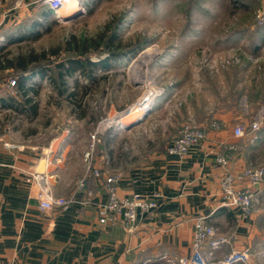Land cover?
Returning <instances> with one entry per match:
<instances>
[{
    "label": "rangeland",
    "instance_id": "obj_1",
    "mask_svg": "<svg viewBox=\"0 0 264 264\" xmlns=\"http://www.w3.org/2000/svg\"><path fill=\"white\" fill-rule=\"evenodd\" d=\"M75 4L71 10L63 5L54 11L44 0H0V59L5 65L19 58L37 59L28 63L21 78L25 89H34L32 101L22 99V111L36 104L34 122L21 113L24 129L34 127L41 138H71L73 155L84 150L86 139L89 142L100 126L93 159L107 154L112 168L119 157L129 160L145 147L137 145L136 138L152 136L157 142L161 131L171 143L187 122L206 126L207 136L209 129H222L213 115L221 108L235 106L232 127L248 124L264 109V0ZM144 49L146 54L131 68ZM76 60L82 68L71 65ZM8 68L7 82L21 72ZM14 87H2L1 94ZM70 92L74 96L69 97ZM170 97L172 102L163 103ZM161 105L166 111L158 113ZM140 107L146 114L133 121ZM213 122L220 128L212 127ZM48 124L50 130H44ZM260 128L264 134V120ZM262 150L252 159L253 166L264 167V145ZM75 161L73 168L79 165L75 167ZM261 202V233L253 238L258 246L244 242L236 248L252 251L251 264H264V197Z\"/></svg>",
    "mask_w": 264,
    "mask_h": 264
},
{
    "label": "crops",
    "instance_id": "obj_2",
    "mask_svg": "<svg viewBox=\"0 0 264 264\" xmlns=\"http://www.w3.org/2000/svg\"><path fill=\"white\" fill-rule=\"evenodd\" d=\"M12 66L0 59V83L7 81L5 76ZM23 94L22 89L14 87L0 95V264H171L167 257L191 253L193 222L198 215H206L217 234L231 238L216 252L217 256L245 243L258 246L253 238L261 233L257 226L264 186L255 187L260 200L255 202L249 218L240 219L236 210L220 204L219 181L225 168L215 157L230 151L228 168L238 171L253 166L252 159H258L264 145L263 130H258L253 139L232 134L230 124L236 119L235 106L213 114L222 123V129H209L206 139L184 158L166 153L169 138L159 131L157 142L152 136L140 137L143 142L134 139L137 145L145 147L134 152L132 160L119 157L115 167L107 166L109 155L96 154L94 166L102 173L97 178L85 172L83 150L71 155V138L64 142L49 135L41 138V131L34 127L30 131L24 129ZM25 96L32 97L30 90ZM166 101L172 102V98H165L163 103ZM162 105L156 110L158 113L166 111ZM25 113L34 122L36 116ZM44 130L49 131L50 124ZM153 144L159 148L153 151ZM87 145L88 138L85 148ZM230 145L235 148L230 149ZM73 161L75 167L79 164L76 168ZM32 172L52 176L54 195L71 200L67 209L40 210L29 184ZM115 173L121 178L117 191L121 196L133 192L146 196L161 194L155 210L139 214L132 231L124 230L119 218L106 223L98 220V205L108 195L104 177ZM83 175L85 185L78 187V179Z\"/></svg>",
    "mask_w": 264,
    "mask_h": 264
},
{
    "label": "built area",
    "instance_id": "obj_3",
    "mask_svg": "<svg viewBox=\"0 0 264 264\" xmlns=\"http://www.w3.org/2000/svg\"><path fill=\"white\" fill-rule=\"evenodd\" d=\"M54 11L63 6L68 0H44ZM16 79V78H15ZM12 78L4 85L0 86V95L2 87H13L16 80ZM264 120V109H261L257 118L248 124L238 123L232 129L235 137H250L253 139ZM212 127L219 129L218 122L211 123ZM100 126L91 134L88 145L83 150L82 160L85 172L92 173L94 177L101 178V171L94 166V151L96 143L99 140L97 135ZM206 137L205 129L191 122L184 123L174 140L167 146L166 152L169 155L184 158L188 152L199 145ZM234 149V145H230ZM231 160L230 151L225 154L217 155L215 161L225 168L224 174L219 181L220 204L229 209L237 211L240 219L249 218L254 210V204L258 200V190L264 183V167L248 166L238 171H232L228 168ZM29 184L33 189L34 196L38 201L40 210H49L54 207L67 209L71 200L65 197L55 196L51 175L42 172H32ZM119 176L109 174L104 177L103 184L107 195L104 203L98 205V220L101 223L115 221L120 219L121 226L126 231H132L139 214H148L153 212L157 207L158 200L161 197L159 192L151 195H145L139 192H133L129 195L121 196L118 194ZM86 176L83 175L78 179V187L85 185ZM248 182L247 185L238 186L239 183ZM231 238L227 235L217 234L216 228L207 220L206 215L194 217L193 234L191 240V253L189 255L177 256L174 258L167 257L171 264H251L248 260L251 255L249 248L242 249L230 248L222 256H217V251L226 244L230 243Z\"/></svg>",
    "mask_w": 264,
    "mask_h": 264
},
{
    "label": "trees",
    "instance_id": "obj_4",
    "mask_svg": "<svg viewBox=\"0 0 264 264\" xmlns=\"http://www.w3.org/2000/svg\"><path fill=\"white\" fill-rule=\"evenodd\" d=\"M48 13V12H47ZM37 59L36 58H34L33 56H30V58H28V59H23V58H19V60H17V61H15V63H12L11 61H9V62H6L8 65H14L18 70H21V72L18 74V77L16 78V88H19V89H22V92H24V98H23V101H25V102H30V101H32V100H30L31 98L30 97H27V96H25L26 94H27V92H28V90H30V89H25V86H24V82H23V80L21 79V78H23L24 77V74L27 72V67H28V63L30 62V63H32V62H34V61H36ZM2 62H5V61H2ZM71 65H75V66H77V67H81L82 68V63H81V61H79V60H76V61H71ZM69 66V65H68ZM67 66V68H66V70L67 71H69V67ZM59 67H62L63 68V64H59ZM42 70V69H41ZM40 70V71H41ZM23 71V72H22ZM22 73V74H21ZM62 74V73H61ZM62 83H64L63 82V80H62V78H61V80H60V84H62ZM60 84H58V87H59V85ZM54 87L56 88L57 86H56V84L54 85ZM34 89H32V90H30V91H33ZM57 90H58V92L60 93V94H62L61 92L62 91H60L59 90V88H57ZM68 96L69 97H72V96H74V92H70V93H68ZM13 99V98H12ZM18 104H19V102H18ZM36 104H33V103H30L29 104V107H28V109H30L28 112H29V114H34V113H36V108L34 107ZM35 108V109H34Z\"/></svg>",
    "mask_w": 264,
    "mask_h": 264
},
{
    "label": "bare ground",
    "instance_id": "obj_5",
    "mask_svg": "<svg viewBox=\"0 0 264 264\" xmlns=\"http://www.w3.org/2000/svg\"><path fill=\"white\" fill-rule=\"evenodd\" d=\"M73 5H76L75 4V0H68L65 4H64V7H65V11L66 10H71V9H73L75 6H73ZM148 51V49H144V50H142V51H140V53L137 55V57L135 58V60H133V62H132V64H131V67H132V65H135L137 62H138V60H140V58L142 57V56H144L145 54H146V52ZM147 76V75H146ZM146 107V106H145ZM145 107H140V109H139V111L141 110V114H138L136 117H133L132 119H133V121H135V120H137L138 118H141L144 114H146L144 111L146 110L145 109ZM134 118H135V120H134Z\"/></svg>",
    "mask_w": 264,
    "mask_h": 264
}]
</instances>
